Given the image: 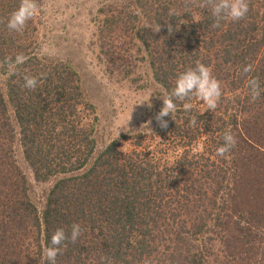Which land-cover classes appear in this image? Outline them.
Segmentation results:
<instances>
[{
  "label": "trees",
  "instance_id": "1",
  "mask_svg": "<svg viewBox=\"0 0 264 264\" xmlns=\"http://www.w3.org/2000/svg\"><path fill=\"white\" fill-rule=\"evenodd\" d=\"M200 2L136 0L135 9L101 10V39L118 21L138 35L165 93L199 61L222 96L214 111L198 97L177 100L166 129L124 135L95 154L96 117L77 72L37 52L36 12L17 33L6 23L20 0H0V62L26 57L17 75L1 66L0 264H48L51 235L73 223L82 234L61 246L56 264H264V0H247L244 19L215 28ZM25 74L38 77L35 90L22 87ZM251 78L262 89L255 102ZM225 132L237 142L220 157ZM16 143L37 180L56 177L41 209L16 162Z\"/></svg>",
  "mask_w": 264,
  "mask_h": 264
},
{
  "label": "rangeland",
  "instance_id": "2",
  "mask_svg": "<svg viewBox=\"0 0 264 264\" xmlns=\"http://www.w3.org/2000/svg\"><path fill=\"white\" fill-rule=\"evenodd\" d=\"M135 3L136 0H42L36 10L37 52L70 65L80 78L84 99L92 106L96 117L95 154L114 139L130 133L146 134L160 128L154 117L163 106L158 96L166 93L153 77L139 36L125 31L118 21L101 39L100 27L106 28V12L101 10L135 9ZM107 43H110L113 55L100 48L103 44L106 51ZM110 56L112 61L115 60L114 66H108ZM5 79L0 66L2 89ZM149 93L153 94L150 97L152 107L138 105L148 99ZM170 117L165 116L164 120L168 122ZM149 120L151 123L146 127L144 124ZM122 148L129 149V144L123 141ZM14 155L28 180L29 195L41 209L56 177L37 180L23 157L19 143L14 146Z\"/></svg>",
  "mask_w": 264,
  "mask_h": 264
},
{
  "label": "clouds",
  "instance_id": "3",
  "mask_svg": "<svg viewBox=\"0 0 264 264\" xmlns=\"http://www.w3.org/2000/svg\"><path fill=\"white\" fill-rule=\"evenodd\" d=\"M201 8H208L213 17L212 27H219L220 22L223 20H231L233 22L240 21L247 16L249 6L247 0H201ZM38 4L36 0H20V4L13 12L9 14L6 27L17 33H21L26 23L34 16ZM169 33L173 31L170 24L166 25ZM160 31V25L157 24L156 32ZM26 57L22 53L16 54L14 58L6 57L3 62H0V66H6L9 75H17L18 68L24 64ZM252 71L250 65H246L243 68V73L247 74ZM22 87L28 90H35L39 79L32 75H23ZM41 76L40 79H42ZM250 102H255L261 95V85L259 80L251 78L248 80ZM153 94L149 93L146 101H141L140 104H147V107L151 108L150 97ZM222 96V89L220 82L212 75L209 67L203 63L197 61L194 67H190L184 72H181L175 80V85L170 93H166L162 97L158 96L162 100L163 106L155 114V120L161 129L168 127V122L164 120L165 116L175 113L177 104L175 101H190L193 97H198L201 101L207 105L206 110L214 111L217 108L218 102ZM185 110L192 108L191 103H183ZM130 119V118H129ZM151 123V120L145 122L147 127ZM190 124L195 126L196 117H192ZM223 143L217 148L216 155L223 157L226 153H229L236 145V138L231 132H225L222 136ZM83 229L78 223L71 225L70 232L66 233L65 229L57 228L50 238V245L43 249L44 259L48 264H56V257L61 253L62 247H66V241L75 243L82 234ZM110 264V262H109Z\"/></svg>",
  "mask_w": 264,
  "mask_h": 264
}]
</instances>
